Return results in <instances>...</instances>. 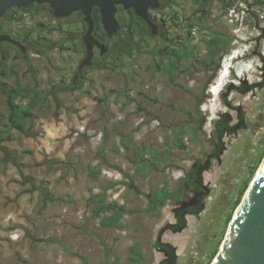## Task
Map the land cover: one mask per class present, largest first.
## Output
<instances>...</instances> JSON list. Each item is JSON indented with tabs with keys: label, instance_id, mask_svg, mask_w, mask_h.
Returning a JSON list of instances; mask_svg holds the SVG:
<instances>
[{
	"label": "rangeland",
	"instance_id": "obj_1",
	"mask_svg": "<svg viewBox=\"0 0 264 264\" xmlns=\"http://www.w3.org/2000/svg\"><path fill=\"white\" fill-rule=\"evenodd\" d=\"M236 1L209 0L202 8L197 0H165L157 15L162 17L164 34L155 37L133 13L120 12L123 34L131 38L133 47L118 38L111 40L113 57L107 55L104 66L89 67L76 87L71 82L85 55L82 16L56 20L51 11L44 14L34 8L23 19L9 14L0 20V33L24 38L28 46L26 57L9 42L0 47V85H13L14 67L23 84L44 91V100L33 108L26 135L28 152L19 156L22 166L0 163V264H113L117 257L119 264H160L166 254L159 241L176 247L177 264H212L264 161V0H250L243 42L232 40L218 60L208 51L211 39L203 52L188 26L196 22L202 34L233 36L223 11ZM192 12L193 19L179 27L176 14ZM164 46L169 50L159 52ZM241 47L250 53L243 60L236 59ZM170 49L179 50L181 57H172ZM172 62L176 84L169 70ZM229 66L230 83L213 100L212 93L224 83L223 67ZM257 83L262 85H253ZM6 105L7 96L0 89L3 121ZM222 114L239 128L223 137L220 154L203 172L205 207L199 214L186 215L187 227L182 231L165 229L177 222L176 202L169 200L155 215L148 196L165 180L176 190L196 161L209 159L217 146L213 122ZM181 125L194 126L196 139L192 133L180 137L182 145L148 178L134 174V148L165 150L167 141L173 140L172 130ZM125 136L132 140L129 151L118 149ZM89 166L101 173L92 177ZM40 186L62 200L44 205ZM104 188L108 201L127 205L123 231L102 227L92 216L91 190ZM191 198L192 194L184 202ZM136 241L141 263L130 258Z\"/></svg>",
	"mask_w": 264,
	"mask_h": 264
},
{
	"label": "trees",
	"instance_id": "obj_2",
	"mask_svg": "<svg viewBox=\"0 0 264 264\" xmlns=\"http://www.w3.org/2000/svg\"><path fill=\"white\" fill-rule=\"evenodd\" d=\"M197 1L200 2V6L202 8L204 3L209 2V0ZM199 2L197 3L199 4ZM118 8L120 10L123 9V7L120 5ZM93 14L95 23L97 25L96 30L99 31L100 34L106 35L100 22L101 15L99 13V9L94 8ZM193 14L194 12H192L189 20L193 19ZM207 16V11H204V17ZM137 18L142 21L141 18ZM200 19H203V16H201ZM129 28L131 31L135 30L133 24H131ZM136 32L142 35L139 30H136ZM233 38L234 36L230 37L223 33H215L211 36V40L208 42V51L211 53L213 60H218L220 58L221 52H226L230 49ZM120 39L130 47H133L134 44L130 42L131 38L123 34V32L120 35ZM186 47H189V45L187 44ZM193 48L195 49L196 47L193 46ZM158 50L159 52H163L168 51L169 48L164 46L160 47ZM170 51L172 57H175L176 59L181 57L179 50L170 49ZM19 52L21 55H23L21 51ZM163 69L164 71H168L165 67ZM169 70L171 71V80L174 84H176V72L173 62L171 63V68ZM10 74L15 78L13 85L11 87H7L5 83L0 85V89L7 96L6 109L8 113L5 121L0 118V151L3 153L1 162H12L18 168H20L22 164L17 162L18 157L6 149L2 143L14 139L12 136V130H16L19 134L29 135V122L34 117L33 108L35 105L44 100V91L38 87L30 88L25 86L14 67H12L10 70ZM253 85H262V83ZM26 101L27 104L23 105V103ZM213 124V135L217 140V146L214 152L209 155V159L207 161H196L187 170V175L182 179L181 182H179L178 188L176 190H173L171 188V184L165 180L162 185L155 187L152 194L148 196L150 208L154 211L155 215H159L161 213L162 209L168 204L169 200L176 202L177 207L175 208V214L177 222L175 224L167 225L165 229L171 228L176 232L182 231L187 227L186 215L190 213L199 214L205 207L203 193L206 189V185L204 184L203 172L211 168V158L217 157L220 154V151L224 146L223 137L226 134L234 133L239 128L238 124H231V119L228 114H222L218 119L214 120ZM187 133H192V139H196L198 135L197 129L194 126L181 125L180 127L174 128L172 130L171 136L173 137V140L171 143L167 141L168 146L165 150L152 149L143 145L135 147L133 150V162L135 164L133 173L141 174L144 178H148L152 171L155 170L157 165L160 164V162H162L164 159L171 158L173 149L182 145L180 142V137L185 136ZM131 143L132 140L130 137H122L118 149L123 148L125 151H129L131 149ZM27 152L28 151H25V153ZM145 153H150L153 157L147 158ZM254 169L252 173L254 172ZM89 173L92 177H97L101 173V170L89 166ZM129 177L133 178V175H129ZM38 189L43 196L44 205L47 202L62 200L61 197H51L42 186H40ZM107 189L108 188H104L102 192H94L91 190L88 202L92 205V216L99 219V223L102 227L116 228L120 231H123L126 227L125 223L123 222V218L125 214L129 212V210L126 203L121 204L115 200L108 201ZM190 194H192L190 203H185L184 199ZM241 196L242 194L239 196V198H241ZM182 202H184V204H182ZM158 247L166 254V257L160 262V264H177V253L175 246L170 243L159 241ZM130 258L136 263H141L143 261V255L137 241L132 245ZM113 264H119L118 257Z\"/></svg>",
	"mask_w": 264,
	"mask_h": 264
},
{
	"label": "water",
	"instance_id": "obj_3",
	"mask_svg": "<svg viewBox=\"0 0 264 264\" xmlns=\"http://www.w3.org/2000/svg\"><path fill=\"white\" fill-rule=\"evenodd\" d=\"M32 4H48L57 18H67L76 12L84 16L88 26L83 36L87 56L82 67L92 64L97 42L94 36V8L99 9L102 25L109 37L122 30L117 19L119 5L124 10H133L148 24L153 35L159 32V24L153 20L150 10H159L161 0H0V20L8 10L26 8ZM2 42H9L26 52L22 41L9 34L0 33V44ZM212 264H264V161L236 210Z\"/></svg>",
	"mask_w": 264,
	"mask_h": 264
},
{
	"label": "flooded vegetation",
	"instance_id": "obj_4",
	"mask_svg": "<svg viewBox=\"0 0 264 264\" xmlns=\"http://www.w3.org/2000/svg\"><path fill=\"white\" fill-rule=\"evenodd\" d=\"M165 6V0H161V8L159 9V10H150V15L152 16V18H153V20L156 22V23H158L159 24V32H158V34L157 35H163L164 33H162V28H161V24H160V21H161V19H162V17L160 18V16L158 17L157 15H158V12H160L162 9H163V7ZM34 8H36L35 9V12H41V13H47L48 14V12H52V14H53V16H54V13H53V11H52V8L48 5V4H32V5H30V6H28V7H26V8H16V7H14V8H12V9H10V10H8V12L5 14L6 16H8L9 14H10V16H11V18H14L15 16H16V14H18V13H22L21 14V16H19L18 17V19L20 20V19H23V15H26V14H28V13H30V11L31 10H33ZM122 11H127V12H131V13H133L134 15H135V17L137 18V17H139V16H137L136 15V13L133 11V10H124V9H119L118 8V12H117V19L120 21V23H121V25H122V30L117 34V35H115V36H113V37H109L108 35H107V33L105 32V30H104V32L106 33V35H102V34H100L99 33V31H97L96 30V27H97V25H96V23H95V30H94V36H95V38H96V40H97V42H96V45L94 46V56H93V61H92V64L91 65H89V66H84V67H82V64H83V62H84V60L86 59V56H87V48H86V45H85V43H84V40H83V36H84V34L86 33V30H87V24H86V22H85V20H84V16L80 13V12H76V13H74L73 15H71L70 17H67V18H71V17H73V16H75L76 14H78V15H80V16H82V18H83V20H84V22H85V26H86V30H85V32H84V34H83V36H82V44H83V48H84V51H85V55H84V57L77 63V66H76V70H75V74L73 75V79H72V82H71V87H76L77 86V84H78V81H79V78L81 77V75H82V73L83 72H85L89 67H94V66H97V65H100V66H104L105 65V63H106V59H105V57L107 56V55H109V54H111L110 55V57L112 56L113 57V55H112V52H113V47H114V44L111 42V40H114V39H116V38H118V39H120V35L122 34V32H123V30H124V26H123V24H122V21H121V18H120V12H122ZM35 17H37L36 15H34ZM54 18L56 19V20H61V19H66V18H57V17H55L54 16ZM140 18V17H139ZM141 21V20H140ZM100 22H101V18H100ZM142 22H144L146 25H147V30H148V32L151 34V35H153L152 34V31H151V28L148 26V24L142 19ZM40 23V22H39ZM40 24H42V23H40ZM101 24H102V22H101ZM102 27H103V25H102ZM103 29H104V27H103ZM2 33V32H1ZM12 36V35H11ZM29 35L26 33V39H27V37H28ZM153 36H155V35H153ZM13 38H15L14 37V35L12 36ZM16 39V38H15ZM25 41V39L24 38H22V39H20V41H22V43ZM24 44V43H23ZM2 45H4V42H2L1 44H0V47H2ZM25 46H26V52L25 53H23L22 51H21V49L18 47V46H16L17 48H18V50L19 51H21V53L26 57L27 56V51H28V46L26 45V44H24ZM115 60V59H114ZM22 81V80H21ZM23 83V82H22ZM25 86H27L26 84H24Z\"/></svg>",
	"mask_w": 264,
	"mask_h": 264
},
{
	"label": "built area",
	"instance_id": "obj_5",
	"mask_svg": "<svg viewBox=\"0 0 264 264\" xmlns=\"http://www.w3.org/2000/svg\"><path fill=\"white\" fill-rule=\"evenodd\" d=\"M251 4L252 3L250 2V0H237L235 3L230 5L226 12L223 11V18L225 19L227 25L231 28V31L234 36L233 42H239L240 40V36L243 33L242 30L245 29L246 26L247 13L250 10L249 5ZM191 14L189 16H182L181 14H176L178 15L176 16V23L178 24V26L183 28V26L188 23ZM19 16H21L20 13L16 14L14 18L17 19ZM164 19L168 20V16H164ZM188 31L191 37L195 39L197 47L200 50L202 49L203 52H205L204 49L206 47V42L207 40L211 39L209 32L202 34L200 31V26L196 22L188 26ZM199 54L202 55V53ZM224 69L225 67H223L222 72L224 71ZM75 134L78 135L79 131L75 132Z\"/></svg>",
	"mask_w": 264,
	"mask_h": 264
},
{
	"label": "crops",
	"instance_id": "obj_6",
	"mask_svg": "<svg viewBox=\"0 0 264 264\" xmlns=\"http://www.w3.org/2000/svg\"><path fill=\"white\" fill-rule=\"evenodd\" d=\"M60 130H64L63 127L60 128ZM12 136L14 137L13 140H10V141H5L3 142V146L8 149L10 152H12L15 156H17L16 154H18V160L17 162L19 164H21L20 160H19V156L22 152H25L27 151V144H28V141L26 139V135H23V134H19L17 133L16 130H12ZM34 148V151L37 152V149H38V146L37 145H34L32 146ZM18 152V153H17ZM0 163H3L1 162V159L3 157V153L0 151ZM12 163V162H11ZM3 165L5 166L6 163H3Z\"/></svg>",
	"mask_w": 264,
	"mask_h": 264
},
{
	"label": "clouds",
	"instance_id": "obj_7",
	"mask_svg": "<svg viewBox=\"0 0 264 264\" xmlns=\"http://www.w3.org/2000/svg\"><path fill=\"white\" fill-rule=\"evenodd\" d=\"M243 39H244V34H241L239 41H242L243 42ZM243 50H244L243 47H241L240 48V52L236 55V59H242L243 60L245 58H248V56H249L250 53L246 50V48H245L244 51ZM222 73L223 74L225 73L226 74V77L224 79L223 85L221 87H218L217 90L212 93V95H213L212 99L213 100L217 99V97L221 94V92L223 91V89L230 83L229 77H230V74H231V68H230V70L228 68V70H226V72L223 71ZM222 75H221V77H222ZM221 77L218 79V81L219 80L221 81Z\"/></svg>",
	"mask_w": 264,
	"mask_h": 264
},
{
	"label": "bare ground",
	"instance_id": "obj_8",
	"mask_svg": "<svg viewBox=\"0 0 264 264\" xmlns=\"http://www.w3.org/2000/svg\"><path fill=\"white\" fill-rule=\"evenodd\" d=\"M261 26V25H260ZM187 34V33H186ZM228 68H229V70H230V66L229 67H227L226 69H225V72H226V70H228ZM223 77L225 78L226 77V74L224 73V75H223ZM253 182V181H252Z\"/></svg>",
	"mask_w": 264,
	"mask_h": 264
}]
</instances>
